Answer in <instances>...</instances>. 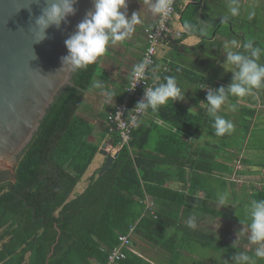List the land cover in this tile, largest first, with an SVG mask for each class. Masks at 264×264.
Listing matches in <instances>:
<instances>
[{
  "label": "trees",
  "instance_id": "16d2710c",
  "mask_svg": "<svg viewBox=\"0 0 264 264\" xmlns=\"http://www.w3.org/2000/svg\"><path fill=\"white\" fill-rule=\"evenodd\" d=\"M176 11L185 30L181 39L196 36L200 42L193 48L181 46V39L167 44L171 48L165 63L169 71L161 78L174 76L185 91V99L169 101L157 112L149 110L146 114L161 121L167 130L162 129L154 145L150 135L160 131L158 126L149 128L139 123L130 141L122 146L117 135L109 132L112 147L118 148L116 159L71 199L99 152L98 145L90 141L93 126L76 112L98 73L101 57L87 68L74 71L72 86L56 97L19 161L15 182H0V264H107L108 251L119 246L118 237L127 234L131 226L134 231L129 248L122 249L125 258L116 264H206L201 260L210 252L216 254L209 257L212 264L220 263L221 257L233 259L237 247L226 242L219 229H209L198 221L204 217L218 220L211 203H218L222 194L227 193L229 202L234 203L240 194L247 195L248 203L264 199V184L256 190L246 185L239 192L235 190L233 177L253 179V167L246 159L244 144L230 143L240 122L246 123V130L263 126L264 108L260 107H264V88L241 98L247 101L245 104L233 99L236 110L221 116L230 120L234 129L216 136L202 85L226 87L232 79L229 73L219 76L224 47L213 35L241 43L251 39L261 48L264 36L247 38L249 21L242 19L233 25V17L228 24L221 16L208 17L209 24L203 29L197 21L198 4H188L183 10L176 5ZM254 21L250 24L264 35L261 23L257 28ZM185 24L195 31L186 30ZM180 49L188 58L179 53ZM260 63H264V55ZM185 100L188 106L183 105ZM216 140H222L221 144ZM237 161L250 168L237 170ZM174 183L179 188L175 189ZM147 201L152 203L153 214L146 210ZM192 216L197 219L194 229L187 226ZM219 220L218 224L228 223ZM245 220L240 219L241 226H247Z\"/></svg>",
  "mask_w": 264,
  "mask_h": 264
},
{
  "label": "clouds",
  "instance_id": "9594fccd",
  "mask_svg": "<svg viewBox=\"0 0 264 264\" xmlns=\"http://www.w3.org/2000/svg\"><path fill=\"white\" fill-rule=\"evenodd\" d=\"M31 12L33 0H26ZM142 5L139 11H133L128 15L127 0H92V9L76 25V29L65 41L67 55L61 57V68L67 67L76 71L85 69L97 62L111 46L122 44L137 30V26L149 30L152 22L168 17L172 11L173 0H137ZM77 0H46L41 14L35 17L32 25L39 31V43L47 38L46 30L50 26L57 29L62 23H67L69 16L75 15ZM230 16L239 15L238 0H229L227 5ZM229 16L222 18L226 22ZM185 29L194 32L195 28L185 24ZM204 30L201 29V32ZM226 58L222 67L232 72L231 82L225 87L207 88L206 104L207 113L213 118V127L216 136H223L234 129L230 120L219 115L222 106L227 104L230 111L236 110V105L229 103L230 97L243 98L253 94L256 89L264 88V63H260L264 55V48L256 46L253 40L249 39L241 43L232 39L223 45ZM150 61L145 59L131 66L129 73L131 87L134 90L138 83H145L148 73L152 75V86L146 87L144 96L139 100L131 111L143 116L149 110L155 113L169 101H183L184 92L178 85L174 76L166 75L161 77L156 74L155 68L149 69ZM60 68V69H61ZM99 90L106 103H113L116 93L107 89L99 80L92 85ZM202 88L206 86L202 85ZM218 204L221 206L232 205L229 202L228 194L219 196ZM248 241L254 246L251 254L240 252L233 257L234 264H258L264 260V199H251L245 206ZM189 228H196V217L192 216L187 221Z\"/></svg>",
  "mask_w": 264,
  "mask_h": 264
},
{
  "label": "water",
  "instance_id": "95a60500",
  "mask_svg": "<svg viewBox=\"0 0 264 264\" xmlns=\"http://www.w3.org/2000/svg\"><path fill=\"white\" fill-rule=\"evenodd\" d=\"M46 0H0V174L15 182V169L37 135L40 124L56 97L72 86V70L61 68L67 55L64 41L92 9V0H77L75 15L60 28L50 26L47 38L36 43L39 31L32 25ZM61 68V69H60ZM106 157L97 176L104 174L117 157Z\"/></svg>",
  "mask_w": 264,
  "mask_h": 264
},
{
  "label": "crops",
  "instance_id": "0c3cea01",
  "mask_svg": "<svg viewBox=\"0 0 264 264\" xmlns=\"http://www.w3.org/2000/svg\"><path fill=\"white\" fill-rule=\"evenodd\" d=\"M238 2L240 6L239 15L233 17L235 18L233 20V25L239 24L241 20L246 19L248 15L249 18L252 17V10L259 11L260 18L264 20V0H238ZM228 3L229 0H178L177 5L181 10H183L188 4H198L200 6V12L197 21L201 28L206 29L209 24L207 20L208 17L211 19L218 16L224 17L226 15L232 17L228 13ZM127 5L129 16L133 11H139L142 8V5L138 3L137 0H127ZM155 23L156 21L152 22V27ZM224 24H228V21ZM233 25L229 26L230 30H233ZM172 28L174 30H180L182 35L185 33V30L179 21V15L173 21ZM146 31L147 30H145V28L137 26V30L131 38L122 44L111 46L107 50V52L99 60L98 73L94 76L92 83L85 91L82 102L76 112V115L79 118L87 121L93 126L94 131L90 141L98 145L99 150L104 149L107 152V156L109 153L110 155L116 153L118 148H114L111 145V138L106 123V115L121 101L123 97V89L130 78L129 73L131 66L140 62L142 58L146 47ZM212 38L227 40L225 37L218 36L216 38L214 35ZM199 42V37L186 36L181 39L180 45L187 48H193L199 44ZM170 52L171 48L169 46L167 47V44H163V46L160 47L156 64L153 67L156 72L161 71L164 67L166 61H168L167 59H169L168 56ZM179 53L188 58V54H183L182 49L179 50ZM97 80L103 83L107 89L113 90L116 93L117 96L114 97L113 103H106L104 97L99 94V90L92 87L93 83ZM183 105L188 106L186 100L183 102ZM140 123L147 125L149 128H153L154 126L161 128L160 131L154 130V132L150 135V143L152 145L158 141L160 135L163 133L162 131L167 130V126L161 121L146 114L142 117ZM105 160L106 157L99 153L96 154L81 181L75 187L71 199L85 190L89 179L94 175L97 176V173L104 165ZM75 190H77L76 193H74Z\"/></svg>",
  "mask_w": 264,
  "mask_h": 264
},
{
  "label": "rangeland",
  "instance_id": "374dc122",
  "mask_svg": "<svg viewBox=\"0 0 264 264\" xmlns=\"http://www.w3.org/2000/svg\"><path fill=\"white\" fill-rule=\"evenodd\" d=\"M250 12V11H249ZM253 12L252 17L246 18V21H249V25H248V31H247V35L246 37L249 38L251 37L252 39L256 40L258 39V37H263L264 35L258 31V29H256L254 27V25L252 26L250 24V21L255 19V25L258 28L259 26L257 24H260L263 26V31H264V20L262 18H260L259 15V11L257 10H252L251 13ZM250 13V14H251ZM261 21V22H260ZM227 26L224 25V29H226ZM255 29L257 30V32L255 31ZM260 30V29H259ZM249 35V36H248ZM260 35V36H259ZM222 40V39H221ZM220 41V40H219ZM223 45L228 42L226 40H222ZM168 47V45H167ZM225 52V49H224ZM223 52V60L221 61V67H220V77H223L226 74H232L231 71H227L225 70L222 65L223 62L225 61L226 58V54ZM231 99H229V103H231L233 101V99H236V101L239 104H245L247 101L243 100L241 98H236V97H230ZM264 107H260V109H262ZM229 114V113H233L232 111H230L228 109V105L225 104L222 106L221 110L219 111V115L221 114ZM234 122V120H233ZM245 122H240L239 125V129H236V134L232 135V141H230V143L233 145V142H239V146L244 144V148L246 149V156L248 158H246L245 156L243 157L246 159H250L251 160V167L252 168V174H253V179H251L250 177L245 179V178H240V180H238V178L233 177L234 180H236V184H235V190L236 191H240L241 190V186L242 185H246L247 189L251 190H256V188H258V186L263 185L264 184V124L263 126L260 127H253L251 126L249 129H245ZM222 140H216V144H221ZM235 146V145H234ZM229 148V147H228ZM228 148H226V150H228ZM230 151H233L232 148H230ZM110 155V153H109ZM108 155V156H109ZM234 166L237 170H243V171H247L248 168H250V166L248 164L243 163L242 161H237L236 163H234ZM256 172V173H255ZM249 186V187H248ZM175 189L179 188V186L177 184H175V186H173ZM77 190H75L74 193H76ZM241 195V196H240ZM236 195L237 197V201L236 203L234 202H230L233 203L235 205V207H233L232 205H227V206H221L218 203H211V206L217 210L218 212V220H222L225 221V219L228 221V223L226 222H220L219 224L217 223L218 220L216 219H211V218H201L198 221V224H207L206 227L212 230H217L219 229V231H221L222 233H224V240L226 242H228L229 244L237 247L238 251L234 254V256L240 252H247L249 254H251L253 252L254 246L249 244L248 241V233H246L245 231L247 230V226H241V221L240 219H246V210H245V206L247 205L248 201H246L247 195ZM235 201V199H234ZM245 203V204H244ZM210 204V203H209ZM197 220V219H196ZM219 220V221H220ZM197 223V221H196ZM199 226V225H198ZM219 232V233H221ZM226 236V238H225ZM212 255H214L213 257H215L216 254H211L209 257H211ZM208 256L205 258H202L201 261H203L206 264H212V259H210ZM220 257V256H219ZM221 262L218 264H234L233 259H228L225 260V258L221 257L220 258ZM218 262V261H217ZM258 264H264V260H260L258 262Z\"/></svg>",
  "mask_w": 264,
  "mask_h": 264
},
{
  "label": "built area",
  "instance_id": "2783aa9c",
  "mask_svg": "<svg viewBox=\"0 0 264 264\" xmlns=\"http://www.w3.org/2000/svg\"><path fill=\"white\" fill-rule=\"evenodd\" d=\"M178 0H173L172 11L168 17L156 20L155 25L147 30L146 33V47L143 52L142 60H149V69L153 68L156 64V59L158 57V51L163 44H168L170 41L179 40L182 37V32L180 30H174L172 28L173 21L178 17L176 11V5ZM169 71L167 64L161 69V71L156 72L157 75L161 77L164 72ZM162 78H161V81ZM152 86V75L148 73V79L145 83H138L134 90H128L131 87V79L129 78L127 84L123 89L122 100L116 104L113 109L106 115V123L108 131L110 133H115L118 137L119 144L125 145L130 141L131 134L135 128L140 123L142 117L137 114L134 110L131 111L135 104L141 100L144 96V90L146 87ZM207 91V88H205ZM152 203H146V210H151ZM134 231V226L129 228V231L125 235H120L118 237L119 246L108 251L107 264H116L118 261L125 258L122 249L129 248V238L131 233ZM104 251V249H101ZM93 264H101L94 262Z\"/></svg>",
  "mask_w": 264,
  "mask_h": 264
},
{
  "label": "flooded vegetation",
  "instance_id": "af4514ba",
  "mask_svg": "<svg viewBox=\"0 0 264 264\" xmlns=\"http://www.w3.org/2000/svg\"><path fill=\"white\" fill-rule=\"evenodd\" d=\"M0 175H3L2 178L0 179V182H5L6 181V178L8 176V173H1Z\"/></svg>",
  "mask_w": 264,
  "mask_h": 264
}]
</instances>
